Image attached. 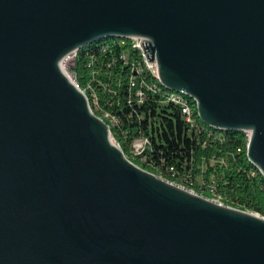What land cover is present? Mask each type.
<instances>
[{"label": "water", "instance_id": "95a60500", "mask_svg": "<svg viewBox=\"0 0 264 264\" xmlns=\"http://www.w3.org/2000/svg\"><path fill=\"white\" fill-rule=\"evenodd\" d=\"M127 36L264 175V0H0V264H264V216L133 163L63 71Z\"/></svg>", "mask_w": 264, "mask_h": 264}, {"label": "trees", "instance_id": "16d2710c", "mask_svg": "<svg viewBox=\"0 0 264 264\" xmlns=\"http://www.w3.org/2000/svg\"><path fill=\"white\" fill-rule=\"evenodd\" d=\"M117 40L107 37L81 46L76 51L74 70L81 88L88 82L94 86L98 108L121 118L119 126L110 125V131L127 158L176 183L179 182L169 175L170 171L193 176L201 173L203 185L199 190L192 188L195 192L208 198L219 196L226 205L264 215V175L248 158L245 132L205 124L194 102V117L200 124L198 131L189 129L177 106L167 104L157 108L158 95L148 94L145 102L137 104L134 89L128 82L130 67L120 57L125 46H120ZM104 43L108 48L101 52L99 47ZM129 52L131 56L136 54ZM86 94L93 112L99 115L92 96ZM129 97L132 104L127 102ZM103 120L108 123L107 119ZM140 134L151 140L145 161L140 156L133 157L130 151L131 141ZM201 166L206 170H201ZM210 184L214 185L213 191L207 189Z\"/></svg>", "mask_w": 264, "mask_h": 264}, {"label": "built area", "instance_id": "2783aa9c", "mask_svg": "<svg viewBox=\"0 0 264 264\" xmlns=\"http://www.w3.org/2000/svg\"><path fill=\"white\" fill-rule=\"evenodd\" d=\"M117 38H118L117 40L118 44L120 46H125V49L123 50V52H121L120 57L123 59L124 63L128 64L130 67L131 73L129 75L128 82H129V87L134 89V95L137 101L136 103L139 104L145 102L148 94L158 95L159 99L156 100L158 104L157 108L167 104H173L177 106L180 110L183 120L189 126V129H193L195 131L200 130V124L194 117V107L192 106L193 102L196 106V101L186 92L181 90H172L168 87H165L161 83L157 73L156 60H151V59L147 60L145 51L141 43L143 37L127 36V37H117ZM107 48L108 45L104 43L99 47V50L101 52H105ZM130 50L136 53L135 56H131V53L129 52ZM76 51L77 50H73L62 57L60 64L63 71L67 74L69 80L73 84H75L79 89L83 90L87 99L88 96L86 92H88L92 96L93 107L95 109H98L100 112L99 115L97 114L96 115L99 116L102 120L104 118L108 120L107 125L109 129H110V125L119 126L121 123V118L119 116H117L116 114L112 113L109 110L106 109L100 110L98 108V97L95 92L94 86H92L90 82H88L84 88H81L79 86L77 80V74L74 70ZM100 85L103 86L102 83H100ZM132 101L133 99H131L130 97L127 100L129 104H132L133 103ZM89 106L92 110L90 103ZM196 110H197V106H196ZM243 131L245 132L247 138L249 139L250 131L248 130H243ZM114 142L117 145H119V143L116 142V140H114ZM130 147H131L130 150L131 155L133 157L140 156V160L145 161L147 158V154L145 153V151L151 149V140L148 136L144 134H140L131 141ZM125 157L127 156L125 155ZM172 182L176 183L174 181ZM176 184L185 187L183 184L182 185L180 183H176ZM189 189L194 191L192 188ZM210 199L217 201L220 204L226 205L220 200L219 196Z\"/></svg>", "mask_w": 264, "mask_h": 264}, {"label": "rangeland", "instance_id": "374dc122", "mask_svg": "<svg viewBox=\"0 0 264 264\" xmlns=\"http://www.w3.org/2000/svg\"><path fill=\"white\" fill-rule=\"evenodd\" d=\"M201 170H206L204 166H201ZM169 175L174 178L175 181L179 182L181 185H189L193 189L199 190L203 185V179L201 177V173L193 176L191 173L185 174H177L175 172L170 171ZM161 176V175H159ZM207 189L212 190L214 189V185L210 184L207 186Z\"/></svg>", "mask_w": 264, "mask_h": 264}]
</instances>
